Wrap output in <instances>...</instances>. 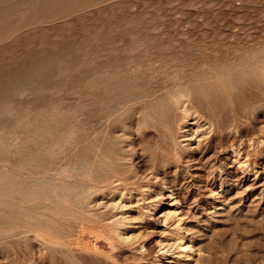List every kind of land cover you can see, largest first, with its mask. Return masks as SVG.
Segmentation results:
<instances>
[{"label": "rangeland", "instance_id": "1", "mask_svg": "<svg viewBox=\"0 0 264 264\" xmlns=\"http://www.w3.org/2000/svg\"><path fill=\"white\" fill-rule=\"evenodd\" d=\"M0 20V264H264V0H0Z\"/></svg>", "mask_w": 264, "mask_h": 264}, {"label": "bare ground", "instance_id": "2", "mask_svg": "<svg viewBox=\"0 0 264 264\" xmlns=\"http://www.w3.org/2000/svg\"><path fill=\"white\" fill-rule=\"evenodd\" d=\"M27 1H28V0H27ZM46 1H47V0H46ZM56 1H57V0H56ZM28 3H29V2H28ZM36 3H37V2H36ZM38 3H39V2H38ZM20 4H21V3H20ZM24 6H25V5H24ZM21 7H23V6H21ZM29 10H30V9H29ZM31 10H32V9H31ZM51 15H52V14H51ZM12 17H13V16H12ZM57 17H58V16H57ZM6 18H7V17H6ZM20 19H21V18H20ZM50 19H51V18H50ZM0 21H1V20H0ZM23 28H24V27H23ZM260 60H261V59H260ZM252 61H253V60H252ZM65 64H66V63H65ZM101 64H102V63H101ZM261 64H262V63H261ZM96 65H97V64H96ZM247 65H248V64H247ZM117 66H118V65H117ZM84 67H85V66H84ZM239 68H240V67H239ZM25 69H26V68H25ZM118 69H119V68H118ZM83 70H84V69H83ZM102 70H104V69H102ZM246 70H247V69H246ZM87 71L89 72L90 70H87ZM105 71H107V70H105ZM113 71H114V70H113ZM113 71H112V72H113ZM238 71H239V70H238ZM99 72H100V71H99ZM83 73H84V72H83ZM106 73H108V72H106ZM95 74H96V73H95ZM104 74H105V73H104ZM104 74H103V75H104ZM111 74H112V73H111ZM113 74H114V73H113ZM81 75H82V74H81ZM83 75H85V74H83ZM103 75H102V76H103ZM116 75H117V74H116ZM96 76H97V75H96ZM102 76H100V77H102ZM104 76H105V75H104ZM108 76H109V75H108ZM108 76H107V78H108ZM1 77H2V76H1ZM111 77H113V76H111ZM111 77H109V79H110ZM217 77H218V76H217ZM71 78H72V77H71ZM85 78H86V77H85ZM81 79H82V78H81ZM100 79H101V78H100ZM71 80H72V79H71ZM104 80H105V79H104ZM104 80H103V82H104ZM213 80H214V79H213ZM81 81H83V80H81ZM100 81H101V80H100ZM107 81H108V80H107ZM84 82H85V81H84ZM105 82H106V81H105ZM105 82H104V83H105ZM110 82H111V81H109L108 83H110ZM187 82H188V81H187ZM89 83H90V82H89ZM112 84H113V83H112ZM248 84H249V83H248ZM106 85H107V84H106ZM108 85H110V84H108ZM177 87H178V86H177ZM180 87H181V86H180ZM90 88H91V87H90ZM90 88H89V89H90ZM141 88H142V87H141ZM99 89H100V88H99ZM165 89H166V88H165ZM167 89H168V88H167ZM172 89H173V88H172ZM172 89H171V90H172ZM225 89H226V88H225ZM110 90H111V89H110ZM143 91H144V90H143ZM146 91H147V90H146ZM162 91H163V90H162ZM166 91H168V90H166ZM201 91H202V89H201ZM141 92H142V91H141ZM147 93H148V92H147ZM168 93H169V92H168ZM201 93H202V92H201ZM157 94H158V93H157ZM132 95H133V94H132ZM139 95H140V94H139ZM151 95H152V94H151ZM151 95H150V97H151ZM155 95H156V92H155ZM196 95H197V94H196ZM201 96H202V95H200V97H201ZM231 96H232V95H231ZM161 97H163V96L161 95ZM190 97H191V96H190ZM181 98H182V96H179L178 99H175V100H174V103H175V107H176V108H179V107H180V104H181ZM194 98H195V97H194ZM207 98H208V96H207ZM237 98H238V97H237ZM130 99H131V98H130ZM134 99H135V98H134ZM147 99H148V98H147ZM141 100H142V99H141ZM191 100H192V99H191ZM193 100H194V99H193ZM89 101H90V100H89ZM137 101H139V100H137ZM28 102H30V101H28ZM191 102H193V101H191ZM197 102H198V100H197ZM197 102H195V104H196ZM19 103H20V102H19ZM37 103H38V102H37ZM37 103H36V105H37ZM132 103H133V102H131V104H132ZM198 103H199V102H198ZM200 103H202V100H200ZM34 104H35V103H34ZM170 104H171V103H170ZM183 104H184V103H183ZM191 104H192V103H191ZM195 104H192V105H195ZM203 104H204V103H203ZM234 104H235V103H234ZM58 106H59V105H58ZM187 106H188V105H187ZM197 106H198V105H196V107H197ZM199 106H200V105H199ZM201 106H203V105H201ZM43 107H44V106H43ZM50 107H51V106H50ZM54 107H55V106H54ZM165 107H166V106H165ZM165 107H164V108H165ZM184 107H185V106H184ZM205 107H206V106L204 105V108H205ZM216 107H217V106H216ZM17 108H18V107H17ZM34 108H35V107H34ZM61 108H62V107H61ZM189 108H190V106H189ZM191 108H192V107H191ZM191 108H190V109H191ZM199 108H200V107H199ZM236 108H237V107H236ZM28 109H30V107H29ZM39 109H40V111H41V108H39ZM42 109H43V108H42ZM136 109H137V108H136ZM136 109H135V110H136ZM181 109H182V108H181ZM196 109H197V108H196ZM16 110H17V109H16ZM56 110H57V108H56ZM192 110H193V109H192ZM37 111H38V110H37ZM184 111H185V110H184ZM190 111H191V110H190ZM242 111H243V110H242ZM31 112H32V111H31ZM67 112H68V111H67ZM134 112H135V111H134ZM169 112L172 113L170 110H169ZM185 112H186V111H185ZM74 113H75V112H74ZM209 113H210V112H209ZM188 114H189V113L186 112V115H185V116H187ZM193 114H194V113H193ZM195 114H196V113H195ZM223 114H225V113H223ZM76 115H77V114H76ZM202 115H203V114H202ZM210 115L212 116V114H210ZM128 116H129V115H128ZM170 116H171V115H170ZM175 116H176V114H175ZM203 116H204V115H203ZM206 117H207V116H206ZM222 117H223V115H222ZM183 118H184V117H183ZM190 118H191V117H190ZM212 118H213V117H212ZM232 118H233V117H232ZM169 119H170V118H169ZM177 119H178V118H177ZM177 119H176V120H177ZM185 120H186V119H185ZM220 120H221V119H220ZM194 121H195V120H194ZM194 121H193V122H194ZM199 121H200V119H199ZM145 122H146V120H145ZM150 122H151V121H150ZM169 122H170V121H169ZM196 122H198V121H196ZM219 122H220V121H219ZM223 122H224V121H223ZM225 122H226V120H225ZM233 122H234V121H233ZM49 123H50V122H49ZM75 123H76V122H75ZM152 124H153V123H152ZM152 124L149 123V125H151V126L153 127L154 124H153V125H152ZM173 124H174V122H173ZM199 124H200V123H199ZM221 124H222V123H221ZM134 125H135V124H134ZM177 125H178V124H177ZM72 126H73V125H72ZM135 126H136V125H135ZM161 126H162V125H161ZM200 126H201V125H200ZM230 126H231V124H230ZM140 127H141V126H140ZM152 127H151V129H152ZM149 128H150V126H149ZM153 128H154V127H153ZM179 128H181V127H179ZM2 129H3V128H2ZM155 129H156V131H157V127H155ZM158 129H159V128H158ZM197 129H198V128H197ZM236 130H237V129H236ZM163 131H164V130H163ZM175 131H176V130H175ZM179 131H180V130H179ZM223 131H224V130H223ZM154 132H155V131H154ZM156 133H158V132H155V134H156ZM159 133H160V131H159ZM159 133H158V134H159ZM162 133H163V132H162ZM164 133H165V132H164ZM164 133H163V136H164ZM182 133H183V132H182ZM146 134H147V133H146ZM165 134H166V133H165ZM186 134H187V133H186ZM199 134H200V133H199ZM222 134H223V133H222ZM65 135H66V134H65ZM125 135H126V134H125ZM127 135H128V134H127ZM159 135H160V134H159ZM159 135H157V136H159ZM16 136H18V135H16ZM72 136H73V134H72ZM148 136H149V135H148ZM160 136H161V135H160ZM160 136H159V138H160ZM193 136H194V135H193ZM193 136H192V137H193ZM14 137H15V136H14ZM154 137H155V136H154ZM147 138H148V137H147ZM200 138H201V137H200ZM163 139H164V138H163ZM178 139H179V137H178ZM10 140H11V139H10ZM10 140H9V141H10ZM14 140H15V139H14ZM160 140H162V139H160ZM230 140H231V139H230ZM148 141H149V140H148ZM170 141H171V140H170ZM189 141H190V140H189ZM13 143H14V142H13ZM162 143H163V142H162ZM215 143H216V142H215ZM166 144H167V143H166ZM168 144H169V143H168ZM163 145H164V144H163ZM160 146H161V145H160ZM171 146H172V145H171ZM167 147H168V146H167ZM168 148H169V147H168ZM170 148H171V147H170ZM170 148H169V151L171 150ZM64 149H65V148H64ZM189 149H190V148H189ZM231 149H232V148H231ZM98 150H99V149H98ZM98 150H97V151H98ZM229 150H230V149H229ZM120 151H121V150H120ZM171 151H172V150H171ZM219 151H220V150H219ZM162 152H163V151H162ZM167 152H168V151H167ZM173 152H174V151H173ZM170 153H171V152H170ZM73 154H74V153H73ZM160 154H161V153H160ZM166 154H168V153H166ZM172 154H174V153H172ZM170 155H171V154H170ZM94 157H95V156H94ZM239 157H240V156H239ZM170 158H171V157H170ZM159 159H160V158H159ZM171 159H172V158H171ZM64 160H65V159H64ZM65 161H66V160H65ZM118 161H119V160H118ZM234 161H235V160H234ZM66 162H67V161H66ZM66 162H65V163H66ZM121 162H122V161H121ZM232 162H233V161H232ZM99 163H100V162H99ZM8 164H9V163H8ZM49 164H50V163H49ZM165 164H166V163H165ZM66 165H67V163H66ZM66 165H65V166H66ZM86 165H87V164H86ZM58 166H59V165H58ZM83 166H84V165H82V167H83ZM82 167H81V168H82ZM63 168H64V167H63ZM129 168H130V167H129ZM3 169H4V168H3ZM5 169H6V168H5ZM5 169H4V170H5ZM65 170H66V169H65ZM88 170H89V169H88ZM0 171H1V170H0ZM79 171H80V170H79ZM79 171H78V172H79ZM90 171H91V170H90ZM90 171H89V172H90ZM110 171H111V170H110ZM106 172H107V171H106ZM106 172H105V173H106ZM113 172H114V171H112L111 174H112ZM109 173H110V172H109ZM109 173H108V174H109ZM125 173H127V172H125ZM79 174H80V173H79ZM89 174H90V173H89ZM108 174H107V175H108ZM114 174H116V173H114ZM59 175H60V174H59ZM90 175H91V174H90ZM124 175H126V174H124ZM27 176H29V175H27ZM61 176H62V175H61ZM80 176H81V175H80ZM96 176H97V175H96ZM110 176H111V175H109V177H110ZM113 176H115V175H113ZM23 177H24V176H23ZM36 177H37V176H36ZM43 177H44V176H43ZM81 177H82V176H81ZM83 177H84V176H83ZM83 177H82V178H83ZM90 177H91V176H90ZM99 177H100V176H99ZM101 177H102V176H101ZM37 178H38V177H37ZM55 178H56V177H55ZM86 178H88V182H89V180L91 179V178H89V177H87V176H86ZM115 178H117V176H116ZM121 178H122V176H121ZM121 178H119L120 181L122 180ZM125 178H126V177H125ZM125 178H123L124 181H125ZM128 178H129V177H128ZM58 179H59V178H58ZM102 179H104V178L102 177ZM106 179H108V176H107ZM110 179H112V176L110 177ZM110 179H108L107 181H110ZM126 179H127V178H126ZM81 180H82V179H81ZM84 180H85V179H84ZM91 180H92V179H91ZM115 180H116V179H115ZM129 180H130V179H129ZM57 181H59V180H57ZM93 181H94V180H93ZM93 181H92V182H93ZM100 181H101V180H100ZM102 181H104V180H102ZM120 181H119V182H120ZM104 182H105V181H104ZM111 182H112V181H111ZM111 182H110V183H111ZM122 182H123V181H121V183H122ZM4 183H5V182H4ZM93 183H94V182H93ZM105 183H108V182H105ZM105 183H103V184H105ZM79 184H80V183H79ZM123 184H124V183H123ZM126 184H127V182H126ZM68 186H69V185H68ZM106 187H107V186H106ZM50 188H51V186H50ZM85 188H86V187H85ZM88 188H89V187H88ZM90 188H91V187H90ZM95 188L97 189V187H95ZM100 188H102V187H100ZM108 188H109V187H108ZM67 189H68V188H67ZM105 189H106V188H105ZM83 190H84V189H83ZM92 190H93V189H92ZM92 190H91V191H92ZM100 190H101V189H100ZM115 190H116V189H115ZM88 191H89V189H88ZM17 192H18V191H17ZM51 192H52V191H51ZM15 193H16V192H15ZM59 193H60V192H59ZM84 193H85V192H84ZM86 193H87V192H86ZM34 194H35V191L33 192V195H34ZM75 194H76V193H75ZM35 195H37V194H35ZM104 195H105V194H104ZM51 196H52V195H51ZM55 196H56V194H55ZM76 196H77V195H76ZM76 196H75V197H76ZM105 196H106V195H105ZM5 197H6V196H5ZM63 197H64V196H63ZM171 197H172V196H171ZM2 198L4 199V197H2ZM9 198H10V197H9ZM55 198H56V197H55ZM64 199H66V197H65ZM9 200H10V199H9ZM38 200H39V198H38ZM12 201H13V200H12ZM40 201H41V199H40ZM60 201H61V200H60ZM4 202H5V201H4ZM36 202H37V201H36ZM77 202H78V201H77ZM175 202H176V201H175ZM16 203H17V202H16ZM33 203H35V202H33ZM33 203H32V204H33ZM43 203H44V202H43ZM43 203H42V204H43ZM173 203H174V202H173ZM30 204H31V203H30ZM175 204H176V203H175ZM177 204H178V202H177ZM24 205H25V204H24ZM27 205H28V204H27ZM58 205H59V204H58ZM65 205L67 206L68 203H66ZM65 205H64V206H65ZM78 205H79V204H78ZM89 205H90V204H89ZM8 206H9V205H8ZM42 206H43V205H42ZM53 206H54V205H53ZM68 207H69V206H68ZM72 207H73V206H72ZM88 207H89V206H88ZM38 208H40V207H38ZM215 208H216L215 211H218V210H221L222 207H221V208H220V207H215ZM7 209H8V208H7ZM40 209H41V208H40ZM40 209H39V210H40ZM223 209H224V208H223ZM70 210L72 211L71 208H70ZM55 211H56V210H55ZM19 212H21V211H19ZM19 212H18V213H19ZM43 212H44V210H43ZM167 212H168V211H167ZM15 213H16V212H15ZM38 213H39V212H38ZM58 213H59V212H58ZM60 213H61V212H60ZM62 213H63V212H62ZM65 213H67V211H66ZM83 213H84V212H83ZM34 214H35V213H34ZM42 214H43V213H42ZM42 214H40V215H42ZM51 214H52V213H51ZM69 214H70V213H69ZM171 214H172V213H171ZM223 214H224V213H223ZM38 215H39V214H38ZM63 215H65V214H63ZM209 215H210V214H209ZM260 215H261V214H260ZM11 216H13V214H12ZM51 216H52V215H51ZM59 216H60V215H59ZM65 216H66V215H65ZM171 216H172V215H171ZM171 216H170V217H171ZM211 216H212V215H211ZM17 217H19V216L17 215ZM218 217H219V216H218ZM25 218H26V217H25ZM42 218H43V215H42ZM54 218H55V217H54ZM61 218H63V217H61ZM72 218H73V217H72ZM3 219H4V218H3ZM14 219H15V217H14ZM65 219H66V218H65ZM4 220H5V219H4ZM7 220H9V219H7ZM35 220H36V219H35ZM63 220H64V219H63ZM204 220H205V219H204ZM210 220H211V219H210ZM10 221H11V220H10ZM211 221H212V220H211ZM6 222H7V221H6ZM21 222H22V221H21ZM45 222H47V221H45ZM109 222H110V221H109ZM205 222H206V221H205ZM205 222H204V223H205ZM12 223H14V222H12ZM25 223H26V222H25ZM66 223H67V222H66ZM16 224H17V223H16ZM20 224H21V223H20ZM20 224H19V225H20ZM27 224H28V221H27ZM49 224H50V222H49ZM114 224H115V223H114ZM6 225H7V224H6ZM24 225H25V224H24ZM1 226L6 227V226H4V225H1ZM1 226H0V227H1ZM10 226H11V225H10ZM26 226L28 227V225H26ZM29 226H30V225H29ZM8 227H9V225H8ZM19 227H21V226H19ZM31 227H32V226H31ZM37 227H39V226H37ZM37 227H36V228H37ZM32 228H33V227H32ZM207 228H208V227H207ZM11 229H13V231H14V228H11ZM16 229H17V228H16ZM9 230H10V229H9ZM17 230H18V229H17ZM17 230H16V231H17ZM10 231H11V230H10ZM16 231H15V232H16ZM18 231H19V230H18ZM20 231H21V230H20ZM28 231H29V230H28ZM33 231H34V230H33ZM39 231H40V230H39ZM2 232H3V231H2ZM31 232H32V231H31ZM49 232H50V231H49ZM22 233H25V231L22 232ZM29 233H30V232H29ZM32 233H33V232H32ZM32 233H31V234H32ZM39 233H41V231H40ZM47 233H48V232H47ZM3 234H5V232H4ZM3 234L0 233V236L2 235V237H3ZM11 234H12V233H11ZM11 234L9 233V236H10ZM15 234H16V233H15ZM26 234H27V233H26ZM36 234H37V237H38L39 235H38L37 232H36ZM36 234L33 233V235H36ZM7 235H8V233H7ZM42 235H43V234H42ZM53 236H54V233H53ZM40 238H41V237H40ZM103 238H104V237H103ZM11 239H12V238H11ZM40 240H41V239H40ZM104 240H105V239H104ZM106 240H107V239H106ZM43 241H44V240H43ZM65 241H67V240H65ZM179 241H180V240H179ZM181 241H182V240H181ZM67 242H68V241H67ZM67 242H66V243H67ZM79 242H80V241H79ZM164 242H165V241H164ZM44 243H49V242L46 241V242H44ZM69 243H70L71 245H73V246H74V244H75V243L72 244V242H68L67 244H69ZM167 243H168V242H167ZM54 244H55V242H54ZM70 244H69V245H70ZM81 244H83V243H81ZM81 244L78 243V246L81 245ZM61 245H62V244H61ZM102 245H103V244H102ZM165 245H166V244H165ZM168 245L170 246L169 243H168ZM174 245H175V244H174ZM45 246H46V245H45ZM50 246H54V245H50ZM78 246H77V247H78ZM81 246H83V245H81ZM81 246H80V247H81ZM169 246H168V249L170 248ZM187 246H188V245H187ZM85 247H86V246H85ZM164 247H165V246H164ZM166 247H167V246H166ZM173 247H174V246H173ZM180 248H181V247H180ZM182 248H183V247H182ZM184 248H185V247H184ZM166 249H167V248H165V250H166ZM172 249H173V248H171L170 250L172 251ZM185 249H186V248H185ZM45 250H46V249H45ZM165 250H164V251H165ZM170 250H168V251H170ZM166 251H167V250H166ZM166 251H165V252H166ZM168 251H167V252H168ZM183 251H184V250H183ZM183 251H182V252H183ZM30 254H31V252H30ZM182 254H183V253H182ZM184 254H185V253H184ZM179 256L181 257V255H179ZM184 256L187 257V258H185L186 260L189 259V258H188L189 255H184ZM31 257H32V256H31ZM193 259H194V258H193ZM23 260H24V259H23ZM25 260H26V259H25ZM2 261H3V260H2ZM27 262H28V261H27ZM194 264H195V263H194Z\"/></svg>", "mask_w": 264, "mask_h": 264}]
</instances>
